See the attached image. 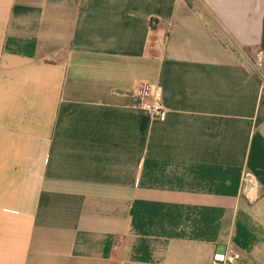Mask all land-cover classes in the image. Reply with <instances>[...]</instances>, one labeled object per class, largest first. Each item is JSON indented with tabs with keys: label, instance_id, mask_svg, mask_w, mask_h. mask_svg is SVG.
Returning a JSON list of instances; mask_svg holds the SVG:
<instances>
[{
	"label": "crops",
	"instance_id": "obj_1",
	"mask_svg": "<svg viewBox=\"0 0 264 264\" xmlns=\"http://www.w3.org/2000/svg\"><path fill=\"white\" fill-rule=\"evenodd\" d=\"M263 28L264 0H0V264H261Z\"/></svg>",
	"mask_w": 264,
	"mask_h": 264
},
{
	"label": "built area",
	"instance_id": "obj_2",
	"mask_svg": "<svg viewBox=\"0 0 264 264\" xmlns=\"http://www.w3.org/2000/svg\"><path fill=\"white\" fill-rule=\"evenodd\" d=\"M254 74L257 76L264 89V51H258L254 57L247 58ZM131 97L135 102V109L147 114L155 122H164L168 116V110L163 103V89L159 84L139 83L133 90ZM244 194L251 198L256 189L255 182L251 178L245 179ZM212 264H247L245 258L231 245L216 256Z\"/></svg>",
	"mask_w": 264,
	"mask_h": 264
},
{
	"label": "rangeland",
	"instance_id": "obj_3",
	"mask_svg": "<svg viewBox=\"0 0 264 264\" xmlns=\"http://www.w3.org/2000/svg\"><path fill=\"white\" fill-rule=\"evenodd\" d=\"M255 261L264 264V251H261L258 255H256L255 257Z\"/></svg>",
	"mask_w": 264,
	"mask_h": 264
},
{
	"label": "trees",
	"instance_id": "obj_4",
	"mask_svg": "<svg viewBox=\"0 0 264 264\" xmlns=\"http://www.w3.org/2000/svg\"><path fill=\"white\" fill-rule=\"evenodd\" d=\"M186 1L188 2L190 6H193V3L195 0H186ZM261 50L264 51V28H263V40H262Z\"/></svg>",
	"mask_w": 264,
	"mask_h": 264
},
{
	"label": "water",
	"instance_id": "obj_5",
	"mask_svg": "<svg viewBox=\"0 0 264 264\" xmlns=\"http://www.w3.org/2000/svg\"><path fill=\"white\" fill-rule=\"evenodd\" d=\"M223 249H225V247H223Z\"/></svg>",
	"mask_w": 264,
	"mask_h": 264
}]
</instances>
